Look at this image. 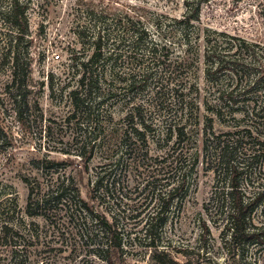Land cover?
Instances as JSON below:
<instances>
[{
	"label": "rangeland",
	"instance_id": "rangeland-1",
	"mask_svg": "<svg viewBox=\"0 0 264 264\" xmlns=\"http://www.w3.org/2000/svg\"><path fill=\"white\" fill-rule=\"evenodd\" d=\"M197 1L199 21L194 23V30L185 32L176 22L185 14V0H30L28 43L24 42L20 50L9 54L7 50H0V209L4 210L3 222L13 226L6 239H1L0 234V264H225L219 249V232L210 225V216L205 211L214 176L206 163L204 143L206 139L211 140V136H222L245 126H251L253 136L264 141V125L251 116L246 117L244 111L251 110L246 105L243 111L233 115L238 122L224 112L217 88L229 90L236 82L221 77L217 87L210 84V76L209 79L205 76L209 66L205 59L207 40L215 36L211 32L235 38L226 45L223 37L215 36L219 45L222 43L221 48L225 47L217 52L228 61H241L244 66L238 64L247 69L243 70L244 74L233 77L241 87L251 82L253 73L247 75L251 72L250 66L254 62L264 64V16L261 15L264 0H194ZM89 8L103 12L114 27V46L104 49L111 58L101 60L97 66L101 72H106L107 84L112 82L114 97L94 104L96 113L108 112L111 117L103 122L107 132L115 130L118 138L125 131L131 132L126 117L135 105L141 106V116L146 122L163 132L164 122L174 112L176 98L171 88L179 80L191 90L190 98L197 108L196 123L192 120L187 128L194 143L190 149L194 147L198 163L181 209L171 208L169 222L161 232L158 251L167 253L161 262L152 259L154 251L142 242L139 245L138 241L126 239L122 253H115L109 260L97 258L77 235L78 215L71 222L63 212L50 218L26 213L28 189L24 180L36 184L42 191L56 183L55 169L43 172L33 165L44 156L63 163L58 171L73 179L80 197L109 219L118 218L124 234L128 233L131 239L143 237V215L132 219L136 214L134 210L146 213L155 203H150V196L145 201L148 192L140 193L151 170L141 163L144 150L135 151L140 155L138 161L130 158L125 148L118 147L110 159L97 154L85 162L75 156L73 126L63 123L71 108L68 93L76 88L79 79V73H75L72 66L86 61L92 52L74 33L77 20L90 23L86 14ZM138 20L157 42L166 44L165 50L159 49L151 56L148 49L134 48L133 30L138 27L134 24ZM238 39L245 40L250 45L249 50L237 52L234 44ZM16 56L19 63H29L31 72L27 87L29 107L20 119L11 111L4 92L9 81L10 59ZM180 64L181 71L177 70ZM147 72H152L147 88L129 91L127 86L132 77L142 81L141 76ZM100 88L107 90L104 84ZM246 98L262 103L264 85ZM261 116L264 112L259 118ZM79 126L82 130L96 129L94 122ZM151 136L149 154L158 155L163 149ZM116 142H112L115 148ZM249 142L244 139L246 148ZM67 152L69 154H63ZM256 175L259 174L254 171L252 176ZM259 176L260 184L264 185V173ZM246 190H250L249 186ZM11 199H16V205Z\"/></svg>",
	"mask_w": 264,
	"mask_h": 264
},
{
	"label": "trees",
	"instance_id": "trees-1",
	"mask_svg": "<svg viewBox=\"0 0 264 264\" xmlns=\"http://www.w3.org/2000/svg\"><path fill=\"white\" fill-rule=\"evenodd\" d=\"M184 6L185 14L176 22L182 25V31L187 32L194 30V23L199 21L200 4L198 1L185 0ZM31 9L30 0H0V50H7L9 54L12 50H20L24 42L28 43L26 38L30 32ZM86 14L90 17V23H80L77 20L74 33L81 41L84 40L92 52L86 61L76 62L72 66L75 73H79V79L76 88L68 93L71 108L63 120L67 126H73L72 144L75 145V156L85 162L91 161L97 154L110 159L114 149L121 147L126 149L130 158L138 161L140 155L135 151L144 150L141 163L151 170L146 175V184L140 193L148 192L145 201L150 196V203H155L146 213L134 210L136 214L132 219H138L143 215L144 224L141 229L143 237L136 236L131 239L128 233L124 234L118 218L109 219L80 197L73 179L66 178L64 173L58 171L63 163L44 156L33 165L43 172L47 169H55L53 173L57 175L56 183L42 191L36 184L24 180L28 189L26 213L29 216L44 215L50 218L63 212L71 222H74V217L78 215V225H75L77 235L87 243L91 255L97 258L109 260L115 253H122L123 241L126 239L128 242L138 241L139 245L142 242L145 247L154 251L152 259L161 262L163 257H167L164 250L158 251L161 246V232L169 222L171 208L176 206L181 209L189 193L198 163L193 152L194 147L190 149L194 143L187 128V123L192 120L196 123L194 112L197 108L190 98L191 90L186 89L184 83L179 80L171 88L176 101L173 114L164 122L163 132L142 118L140 105L133 106L132 112L126 117L131 124V132L125 131L119 138L115 130L107 132L103 122L111 117L108 112L96 113L95 105L98 104L97 102L104 103L113 99L114 92L110 87L112 82L107 84L109 81L106 72H101L97 66L101 60L111 58V54L106 55L104 49L114 46V27L113 24L108 23V18L104 17L103 12H95L94 9L89 8ZM261 15L264 16V7ZM134 24L138 26L133 30L134 48L148 49L151 56H154L159 49L167 48L166 44H161L153 38L150 30L144 27L140 20ZM211 33L223 37L226 45H230L228 43L235 39L224 33ZM215 36L213 39L210 38V41L207 40L209 46L206 47L208 52L205 54V59L209 62V66L205 76L207 79L210 76V84H214L215 87L221 77L229 82H236V85L229 90L217 88L218 100L225 106L224 112H227L233 121L238 122L239 120L233 115L246 105L247 108H251L249 111H244L246 117L251 116L254 121L264 125V116L259 118L260 113L264 112V100L260 103L257 99L246 98L263 87L264 64L254 62L250 66L251 72L247 74L253 73L252 81L246 82L241 87L233 77L244 74L243 70L247 69L240 66H244L241 61H228L225 56L217 52L225 47L221 48L222 43L219 45V40ZM237 41L238 43L234 44L237 52L249 50L250 45L245 40ZM10 63L9 81L4 92L8 96L11 111L17 119H20L29 107L27 87L31 75L30 65L19 63L17 56L10 59ZM180 67L183 68L180 64L177 70L181 71ZM151 73H143L142 81H136L133 76L132 82L127 86L128 90L134 92L147 88L146 82L151 77ZM103 84L107 90L100 88ZM50 87L53 89L52 85ZM156 95L161 96L159 92H156ZM35 108L38 109L37 105ZM93 122L96 126L95 130L79 128L82 123ZM1 135H4L2 131ZM150 135L152 141L155 139V143L163 149L158 155L149 154ZM253 135L251 126H245L222 136H211V140L206 139L204 143L206 163L214 176V185L205 211L210 216V225L219 232V249L225 264H264V185L259 182V175L264 173V141ZM244 139L251 141L249 148L245 147ZM113 141H117L116 148L112 146ZM254 171L259 175L253 177ZM247 186L249 191L246 190ZM11 201L16 205V199ZM3 212L4 210L0 209V234L1 239H6L13 231V226L10 222H3L1 218ZM202 223L205 228L206 225ZM14 233L17 235V232Z\"/></svg>",
	"mask_w": 264,
	"mask_h": 264
}]
</instances>
